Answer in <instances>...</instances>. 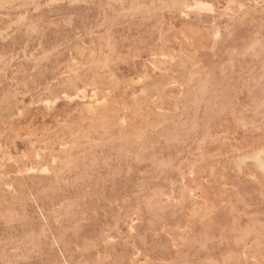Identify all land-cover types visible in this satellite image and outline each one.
<instances>
[{
  "label": "rangeland",
  "instance_id": "obj_1",
  "mask_svg": "<svg viewBox=\"0 0 264 264\" xmlns=\"http://www.w3.org/2000/svg\"><path fill=\"white\" fill-rule=\"evenodd\" d=\"M0 264H264V0H0Z\"/></svg>",
  "mask_w": 264,
  "mask_h": 264
}]
</instances>
